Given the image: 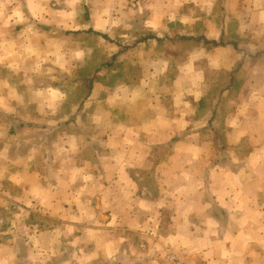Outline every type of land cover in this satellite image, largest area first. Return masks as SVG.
I'll list each match as a JSON object with an SVG mask.
<instances>
[{"label": "crops", "instance_id": "0c3cea01", "mask_svg": "<svg viewBox=\"0 0 264 264\" xmlns=\"http://www.w3.org/2000/svg\"><path fill=\"white\" fill-rule=\"evenodd\" d=\"M47 1L0 0V161L23 166L8 179L32 195L31 203L38 197V207L75 240L76 248L55 251V260L72 263L79 254L92 264L102 254L101 264H166L159 248L171 250L170 243L190 264H264V0H158L165 8L156 21L193 26L181 32L189 36L234 40L191 46L213 55L189 60V84L197 85L178 99L170 78L151 79L164 81L169 93L140 98L135 112L95 109L100 97L93 93L83 116L87 131L100 134L93 144L44 142L46 127L61 128L60 119L48 118L62 113L61 90L46 86V37L75 31L78 22L61 0H52L50 11ZM53 43L54 62L62 49L60 40ZM164 48L156 60L168 70L177 47ZM204 83L224 86L208 92ZM34 132L41 134L37 150L24 154V142L31 143L25 137L19 160H8L6 147L17 141L11 134ZM49 229L45 235L57 234L56 225ZM117 256L121 263L111 262Z\"/></svg>", "mask_w": 264, "mask_h": 264}, {"label": "rangeland", "instance_id": "374dc122", "mask_svg": "<svg viewBox=\"0 0 264 264\" xmlns=\"http://www.w3.org/2000/svg\"><path fill=\"white\" fill-rule=\"evenodd\" d=\"M51 1H47L50 2L46 6L49 11L56 7ZM138 3L145 4L138 5ZM61 4L62 9L67 13L73 11L77 14L78 22L75 31L63 29L60 38L52 35L46 37V86L48 89L56 85L61 90L62 113L59 118L54 116L48 118L51 123L55 120L58 122L60 119L61 128L52 132V128L46 127L45 144H93V135L94 138H100V134L87 131L85 117H83L85 103L93 93L100 97L98 105H94L95 109L104 105L108 110L117 113L120 105L127 113L135 112V104L140 98L148 99L155 94L165 96L169 93L170 86L163 84L164 81L154 84L150 81L151 79L170 78L172 83L174 81L171 85V90L174 91L173 96L178 99L182 90L185 91L186 88L197 85L194 82L189 84L193 76L191 69L186 68L189 66V60L195 56L213 55L211 51H208L209 49L206 53L192 49L191 46L212 48L214 44L212 40H207L202 35L181 34L183 30L190 32L191 29L187 28L190 26H184L179 21L166 22L165 19L156 21L154 16L156 18L159 10L165 8L158 3V0H61ZM9 7L12 5L6 3L4 11L8 12ZM206 11L208 13L211 10ZM161 15L164 16V10ZM151 16L153 19H149ZM194 27L197 28L196 25ZM55 40L56 47L57 40L61 41L62 52L61 56L56 55L54 63L53 50L49 51V47H53ZM229 40H234V37H226L220 43L230 42ZM166 45L177 47L174 50V67L168 70L164 62L160 63L158 59L156 60V58L165 57ZM183 46L189 51L188 53L182 52ZM201 76L205 75L201 74ZM208 77H215V69L212 67ZM204 85L208 92H212L216 87L224 86L205 83ZM101 96L107 102H102ZM11 135L16 136L17 141L16 144H10L13 148L6 147L5 156L8 160L14 158L17 161L22 155V144H20L22 139L24 141L25 137H29L31 142L28 148L27 143L24 142L23 150L24 154H27L37 150L38 138H41V134L36 132L29 133V136L27 134ZM11 135L7 137H12ZM127 137L129 141L134 142L135 135L131 132L127 134ZM5 142L13 143V140ZM63 147L66 148V146ZM49 150L52 154L53 149L49 148ZM16 163L8 162L7 164L6 159L0 161V264H85L81 261L83 256H79L78 253L79 261L70 258L72 263L63 261L62 258L55 260L57 258L55 251L70 246L76 248V245L70 243L71 241L75 243V240L70 239V232L59 229L60 224L56 221V217L44 213L38 207V197H34L36 199L31 203L29 196L32 195H29L24 187H18L8 179L9 173L23 167ZM69 166L68 163L62 165L65 170H69ZM34 167L37 168V166ZM46 167L41 166L42 170L46 171L53 166L47 169ZM92 219L95 222L97 220V218ZM55 225L58 229L57 234L45 235L46 232H53V229L49 228ZM120 233L124 237H131L130 232L126 230H121ZM209 233L213 235L214 230L211 229ZM42 241L45 243V250ZM166 247L174 251L184 264H190V260L187 262L174 244L168 243ZM162 248L160 247L159 250L163 252L166 264H169L165 257L167 250L165 252ZM98 250L100 252V249ZM130 252L132 258L136 257V245H132ZM161 254L159 253L160 257ZM102 259V254L97 255L92 264H101ZM117 259H119L118 256L116 260L114 258L110 260L121 263ZM191 263L197 264L195 261Z\"/></svg>", "mask_w": 264, "mask_h": 264}, {"label": "built area", "instance_id": "2783aa9c", "mask_svg": "<svg viewBox=\"0 0 264 264\" xmlns=\"http://www.w3.org/2000/svg\"><path fill=\"white\" fill-rule=\"evenodd\" d=\"M166 257L169 264H184V262L179 258V256L172 250L167 251Z\"/></svg>", "mask_w": 264, "mask_h": 264}, {"label": "trees", "instance_id": "16d2710c", "mask_svg": "<svg viewBox=\"0 0 264 264\" xmlns=\"http://www.w3.org/2000/svg\"><path fill=\"white\" fill-rule=\"evenodd\" d=\"M214 45H218V44H221L220 42H218V41H213L212 42Z\"/></svg>", "mask_w": 264, "mask_h": 264}]
</instances>
